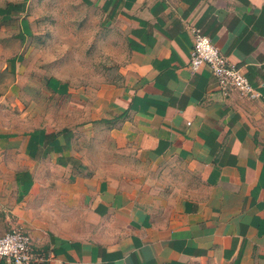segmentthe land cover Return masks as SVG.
<instances>
[{"label":"crops","instance_id":"1","mask_svg":"<svg viewBox=\"0 0 264 264\" xmlns=\"http://www.w3.org/2000/svg\"><path fill=\"white\" fill-rule=\"evenodd\" d=\"M89 1L124 32L120 82L72 91L70 128L0 133V236L39 264H264V0ZM195 30L256 97L191 70Z\"/></svg>","mask_w":264,"mask_h":264},{"label":"rangeland","instance_id":"2","mask_svg":"<svg viewBox=\"0 0 264 264\" xmlns=\"http://www.w3.org/2000/svg\"><path fill=\"white\" fill-rule=\"evenodd\" d=\"M17 1L0 0L6 9L0 12V133L17 136L46 124L70 128L77 120L72 91L92 94L120 82L128 58L124 32L89 0H30L24 18L10 14ZM14 62L12 73L6 67ZM49 78L70 94L49 93ZM49 172L51 183L64 178Z\"/></svg>","mask_w":264,"mask_h":264},{"label":"built area","instance_id":"3","mask_svg":"<svg viewBox=\"0 0 264 264\" xmlns=\"http://www.w3.org/2000/svg\"><path fill=\"white\" fill-rule=\"evenodd\" d=\"M189 66L192 71L206 67L216 80L219 89L228 93L236 90L246 97L256 95L250 88L246 78L230 64L220 51L211 43L209 37L198 30L193 31V46L190 53ZM0 260L7 264H39L44 258L34 253L30 235L12 228L0 236Z\"/></svg>","mask_w":264,"mask_h":264},{"label":"trees","instance_id":"4","mask_svg":"<svg viewBox=\"0 0 264 264\" xmlns=\"http://www.w3.org/2000/svg\"><path fill=\"white\" fill-rule=\"evenodd\" d=\"M6 10V9H5Z\"/></svg>","mask_w":264,"mask_h":264}]
</instances>
